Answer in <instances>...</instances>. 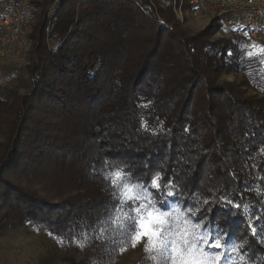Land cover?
<instances>
[{"label": "trees", "instance_id": "obj_1", "mask_svg": "<svg viewBox=\"0 0 264 264\" xmlns=\"http://www.w3.org/2000/svg\"><path fill=\"white\" fill-rule=\"evenodd\" d=\"M57 5L32 36L31 90L0 131V236L23 225L64 240L98 229L118 203L106 177L119 168L149 183L159 173L195 221L264 264L263 64L211 41L218 24L190 35L166 14L160 22L148 0ZM231 72L260 94L242 99L217 83ZM6 107L0 95L1 124Z\"/></svg>", "mask_w": 264, "mask_h": 264}, {"label": "rangeland", "instance_id": "obj_2", "mask_svg": "<svg viewBox=\"0 0 264 264\" xmlns=\"http://www.w3.org/2000/svg\"><path fill=\"white\" fill-rule=\"evenodd\" d=\"M35 1L41 10L34 32L39 28L45 11L54 12L50 7L54 4L57 5L59 0ZM170 3V0H166L164 8L153 9L157 15L156 18L162 22V17L166 14L171 17L173 24L178 25L181 30L190 35L204 31L212 23L218 24L214 19L210 21L197 20L184 17V15L180 18L179 13L175 14L172 11ZM220 27V30H216L211 35V41H233L245 49L247 56L249 53H254L255 55L251 57L256 58L264 66V54H261L264 44L252 43L231 24ZM34 44L33 42V46L21 59L4 60L0 63V95L7 106L3 111L4 124L0 122V131L7 128L6 122L11 119L8 109L16 98L27 95L31 90L32 81L28 68L34 57L32 53ZM244 81H246V77L241 72L224 73L217 79L218 84L234 85L236 92L240 93L238 96L242 99L259 95L260 88L258 86L264 88V80H262V84L258 83V86H254L252 83L244 86ZM0 142H3L2 135H0ZM23 186L28 191L37 192L41 197L45 194L40 184L28 185L25 183ZM166 199L168 203L163 207L166 210H171L174 218H179L182 221L183 217L187 215L195 221L194 215L191 212L182 211L186 208L181 207L175 199L172 197ZM124 211H128V208L125 207ZM230 241L232 246L227 249L224 264H252L241 253L238 245L232 240ZM122 247L125 249L124 251H121ZM151 255L154 254L145 253L143 242L132 247L130 237L122 236L117 228L110 223V218L98 229L83 232L72 240L57 238L30 225L14 227L0 236V264H69L72 260L84 264H159V261L150 258Z\"/></svg>", "mask_w": 264, "mask_h": 264}, {"label": "snow or ice", "instance_id": "obj_3", "mask_svg": "<svg viewBox=\"0 0 264 264\" xmlns=\"http://www.w3.org/2000/svg\"><path fill=\"white\" fill-rule=\"evenodd\" d=\"M106 179H110L118 199L110 223L122 236L130 237L132 247L143 242L145 253L154 254L150 258L159 264H224L227 249L232 246L230 234L219 226L217 229L207 227L202 220L193 221L187 215L182 221L174 218L171 210L163 207L168 203L166 197L176 196L172 182H166L159 173L152 176L150 183L134 181L119 168ZM226 203L240 207L231 201ZM182 211L196 214L191 208ZM251 227L257 234L255 226ZM124 250L122 247L121 251Z\"/></svg>", "mask_w": 264, "mask_h": 264}, {"label": "built area", "instance_id": "obj_4", "mask_svg": "<svg viewBox=\"0 0 264 264\" xmlns=\"http://www.w3.org/2000/svg\"><path fill=\"white\" fill-rule=\"evenodd\" d=\"M170 1L172 11L179 13L180 18L184 15L197 20L214 19L221 27L231 24L252 43L264 44V0ZM149 3L154 10L166 6V0H150ZM56 7L52 5L51 11ZM40 10L35 0H0V63L21 59L30 50ZM55 23L54 17L48 21L49 33Z\"/></svg>", "mask_w": 264, "mask_h": 264}, {"label": "crops", "instance_id": "obj_5", "mask_svg": "<svg viewBox=\"0 0 264 264\" xmlns=\"http://www.w3.org/2000/svg\"><path fill=\"white\" fill-rule=\"evenodd\" d=\"M6 232H7V231H6ZM6 232H5V233H6Z\"/></svg>", "mask_w": 264, "mask_h": 264}, {"label": "bare ground", "instance_id": "obj_6", "mask_svg": "<svg viewBox=\"0 0 264 264\" xmlns=\"http://www.w3.org/2000/svg\"><path fill=\"white\" fill-rule=\"evenodd\" d=\"M221 28V27H220Z\"/></svg>", "mask_w": 264, "mask_h": 264}]
</instances>
